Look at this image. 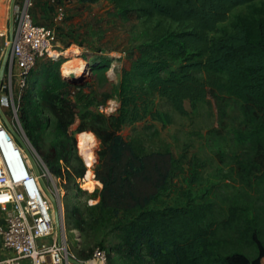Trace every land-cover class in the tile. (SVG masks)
<instances>
[{"label":"rangeland","instance_id":"374dc122","mask_svg":"<svg viewBox=\"0 0 264 264\" xmlns=\"http://www.w3.org/2000/svg\"><path fill=\"white\" fill-rule=\"evenodd\" d=\"M12 1L0 0V31L6 33L7 39L10 38ZM32 1L33 20L54 30V48L58 55L55 61L62 62V76L66 77L65 63L85 61V70L70 77L76 86L71 93L76 108L74 122L68 129V140L76 158L73 157L68 165L60 162L61 175L57 177L48 170L26 137L16 105L0 108V123L21 151V156L32 164V172L40 174L53 215L52 200H60L70 250L79 258H86L96 247L102 246L110 251L111 264H125L112 251L120 242L117 223L137 216L138 212L114 214L97 208L102 185L99 182L100 185L93 184L90 188L85 182L88 172L95 180L94 169L99 165L100 143L92 130L97 127L99 117L115 114L119 103L110 97L112 88L131 69L138 47L150 43L161 33V28L180 31L184 25L158 16L146 19L130 15L123 20L108 0H98L94 4L82 0ZM263 2L255 0L252 5L258 8ZM56 7L62 8L61 20L57 19ZM246 13L245 5L235 7L227 20L218 24V31L208 36L212 38L230 32L231 21ZM15 25L13 20V30ZM48 61L51 60L42 59L37 63L30 88L41 81L42 65ZM101 62L107 64L106 68H97ZM180 64L174 62L171 70H176ZM7 69L8 66L6 74ZM193 74L209 88L205 99L194 103L185 101V113L180 114L166 99L153 96L148 114L120 127L119 134L125 141L132 142L141 154L168 151L175 161L166 190L147 210L185 208L202 218L203 227L221 252H241L252 260L256 256L255 247L240 236L230 223V215H248L264 245V153L239 140L237 133L243 129L242 104L224 89L212 85L214 79L224 83L225 77H215L204 71ZM101 107L106 111H101ZM151 113H157L158 117ZM81 133L94 138L91 151L94 162L90 168L79 151L77 136ZM58 139L60 137H56L50 128L41 134L39 146L47 152ZM259 153L261 170L249 176L241 175L238 162Z\"/></svg>","mask_w":264,"mask_h":264},{"label":"trees","instance_id":"16d2710c","mask_svg":"<svg viewBox=\"0 0 264 264\" xmlns=\"http://www.w3.org/2000/svg\"><path fill=\"white\" fill-rule=\"evenodd\" d=\"M97 1L82 0L88 4ZM108 1L123 20L130 15L146 19L158 16L184 25L180 31L161 28L150 43L138 47L131 69L112 88L110 97L119 103L115 114L99 117L92 130L100 143L99 165L94 169V178L102 185L97 208L114 214L138 212L117 223L120 242L112 250L116 258L125 264H260L264 245L248 215H230V223L255 247L252 260L241 252H221L203 227L202 218L185 208L147 210L166 190L175 161L168 151L139 153L119 134V128L143 119L153 96L166 99L175 111L185 113V101L194 103L209 95L207 84L193 74L204 71L225 77L224 83L214 79L212 85L242 104L239 140L264 153V2L257 8L252 5L255 0ZM243 5L247 13L231 21L230 32L208 36L218 31V24L227 20L232 9ZM178 61L180 66L171 70ZM61 63L42 65L41 81L23 92L18 107L26 137L57 177L61 175L59 163L68 165L76 158L68 140L76 108L71 93L76 86L69 76H62ZM106 66L101 62L97 68ZM151 115L158 117L157 113ZM50 128L60 139L45 152L39 142ZM258 155L238 162L241 175L261 170Z\"/></svg>","mask_w":264,"mask_h":264},{"label":"built area","instance_id":"2783aa9c","mask_svg":"<svg viewBox=\"0 0 264 264\" xmlns=\"http://www.w3.org/2000/svg\"><path fill=\"white\" fill-rule=\"evenodd\" d=\"M32 8V0H15L13 20L16 25L12 37L7 39L6 33L0 31V65L10 47L8 74L4 73L0 87L2 109L19 107L40 60L58 58L54 30L37 24L31 15ZM56 12L57 19L61 20L62 8L56 7ZM4 131L0 123V135ZM15 160L0 139V207L3 209L0 264H110L111 253L104 247H96L86 258H79L70 250L65 230L62 226L60 233L57 230L40 174L32 172V164L23 158L25 174L22 175L20 165H14ZM60 218L62 225L63 216Z\"/></svg>","mask_w":264,"mask_h":264},{"label":"bare ground","instance_id":"6f19581e","mask_svg":"<svg viewBox=\"0 0 264 264\" xmlns=\"http://www.w3.org/2000/svg\"><path fill=\"white\" fill-rule=\"evenodd\" d=\"M84 62L83 61L82 62H77V64H71V62L65 63L64 66H63L64 74L66 76L71 77L74 74L82 73L85 70V66H86ZM4 136H5V138H4ZM6 136H8L10 138L11 145H12V147H14L13 148L14 150L17 149V146L15 145L14 141L12 140V138L7 134V132L4 131V133L0 135V139L2 140L4 147L6 148V150L9 152V154L15 160L16 159L15 155L12 153V151L9 148V146L7 145L8 141L6 140ZM77 138H78V146H79L80 154L85 157L86 165L90 168L93 165V162H94V157L91 154L92 146H93V143H94V138H93L92 135L86 134V133L78 134ZM18 153H19L20 159L23 161V157L21 156L19 150H18ZM14 165H17V166L19 165L17 160H15ZM50 177H51V175H50ZM85 182H87L90 185V188H92L91 186L93 184H99L100 185L99 182H97L96 180H92L91 179V173H89V172L87 173ZM54 219H55V215H54ZM61 226H62L63 230H65V226H64V221L63 220H62V225Z\"/></svg>","mask_w":264,"mask_h":264},{"label":"water","instance_id":"95a60500","mask_svg":"<svg viewBox=\"0 0 264 264\" xmlns=\"http://www.w3.org/2000/svg\"><path fill=\"white\" fill-rule=\"evenodd\" d=\"M14 2H15V0L12 1V5H11L10 38L12 37V32H13V6H14ZM9 56H10V47L7 48V50L5 52L4 60H3L2 64H1V67H0V87H1V84H2V80H3V77H4V72H5V68L7 66V61L9 59ZM6 140L8 141L7 145L9 146L10 150L12 151V153L15 155V158L18 161V164L20 165V167L22 169V175H24L25 171H24V168L22 166V161L20 159V156L18 154L17 149H15V150L13 149L14 147H12L10 138L8 136H6ZM52 201H53V206H54V210H55V223H56L57 230L60 233V231H61V218H60V215H62L61 203H60L59 199H57V200L53 199Z\"/></svg>","mask_w":264,"mask_h":264},{"label":"crops","instance_id":"0c3cea01","mask_svg":"<svg viewBox=\"0 0 264 264\" xmlns=\"http://www.w3.org/2000/svg\"><path fill=\"white\" fill-rule=\"evenodd\" d=\"M3 209L0 207V215H2ZM260 264H264V258L260 261Z\"/></svg>","mask_w":264,"mask_h":264}]
</instances>
